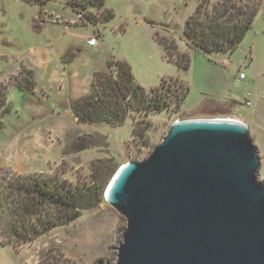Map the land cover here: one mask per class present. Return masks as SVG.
I'll list each match as a JSON object with an SVG mask.
<instances>
[{
    "label": "rangeland",
    "instance_id": "rangeland-1",
    "mask_svg": "<svg viewBox=\"0 0 264 264\" xmlns=\"http://www.w3.org/2000/svg\"><path fill=\"white\" fill-rule=\"evenodd\" d=\"M196 2L105 0V8L112 9L114 17L106 22L97 21L96 25H93V21L101 17L104 7L90 6L88 10L76 13L66 5V0H55L50 4L56 7L60 15L54 21L75 23L78 20L75 24L78 28L73 29L79 33L90 34L94 29L91 36L97 38L98 46L89 47V52L84 54L90 62L97 60V65L102 68L106 61L101 60L107 56L125 59L132 68L136 82L144 88L157 86L163 76H179L188 84L189 92L178 111L137 114L138 119L150 125L144 138L132 132L133 119L130 114L120 124L77 122L67 131L47 133V152H54L55 160L48 162V166L43 164L45 170L30 172L57 174L80 186L101 184L104 189L99 196L100 201L95 207L83 210L75 221L54 228L29 243L12 246L4 245L0 240V264H113L117 259V247L122 241L126 220L104 200V190L121 164L146 158L177 120L231 118L244 122L259 150L258 178L264 179V0L253 25L231 53L207 54L190 50L189 68L181 70L163 57L153 34L157 32L160 36L174 39L178 51H186L188 48L182 38L184 23ZM43 16L45 19L44 12ZM37 17L38 7L35 5L21 0H0V76L14 66L29 46L53 44L62 37V26L46 23L43 31L35 29L37 21L40 25L42 23ZM74 17L73 21L68 19ZM64 40H68V37L65 36ZM76 44L79 50L87 49L80 38L76 39ZM179 47L183 50H179ZM17 73L0 83H13ZM239 73H243L244 77L239 78ZM9 112H12L11 116H6L2 122L5 131L10 133L15 115L13 107H9ZM88 134L95 136L96 145L69 152L75 138L79 135L87 137ZM55 136H60L58 142ZM60 145L61 152H58Z\"/></svg>",
    "mask_w": 264,
    "mask_h": 264
},
{
    "label": "water",
    "instance_id": "water-1",
    "mask_svg": "<svg viewBox=\"0 0 264 264\" xmlns=\"http://www.w3.org/2000/svg\"><path fill=\"white\" fill-rule=\"evenodd\" d=\"M259 168L244 122H173L146 158L121 164L104 190L126 220L113 264H264Z\"/></svg>",
    "mask_w": 264,
    "mask_h": 264
},
{
    "label": "trees",
    "instance_id": "trees-1",
    "mask_svg": "<svg viewBox=\"0 0 264 264\" xmlns=\"http://www.w3.org/2000/svg\"><path fill=\"white\" fill-rule=\"evenodd\" d=\"M38 7L39 22H43V9L55 0H22ZM192 13L184 23L182 38L187 50L180 52L174 39L153 34L162 55L179 69L190 65V50L203 53H231L254 23L263 0H196ZM76 13L90 6L103 8L101 17L93 21L106 22L114 17L112 9L105 8V0H66ZM76 8V9H74ZM89 20V15L87 16ZM92 22V21H91ZM148 23H154L148 21ZM35 29L40 23H35ZM77 49L67 50L64 62L71 61ZM33 90L35 76L32 69L20 66L13 83H0V114L9 112L6 95L9 86ZM189 92L188 84L179 76H163L157 86L146 89L136 82L132 68L125 59L107 60L106 71H95L89 92L69 103L77 122L88 124L104 122L120 124L127 115L133 119L132 132L144 138L148 122L137 114H150L163 110L178 111ZM3 128L0 122V130ZM96 145L92 134L79 135L71 143L69 152H78ZM111 162L109 161V164ZM105 162L106 166H109ZM104 186L91 187L71 183L57 174L39 172L16 173L0 164V240L4 245L20 246L35 240L54 228L65 226L100 201Z\"/></svg>",
    "mask_w": 264,
    "mask_h": 264
},
{
    "label": "crops",
    "instance_id": "crops-1",
    "mask_svg": "<svg viewBox=\"0 0 264 264\" xmlns=\"http://www.w3.org/2000/svg\"><path fill=\"white\" fill-rule=\"evenodd\" d=\"M52 2L54 1L49 2L43 9L46 17L39 29L43 31L46 23L62 26V37L53 44L29 46L26 52L18 57L14 66L0 76V82H4L10 75L17 73L21 65L32 69L35 76V85L31 91L14 85L8 88L6 104L15 110L10 133L5 131L2 121L6 116H11L12 112L0 114V122L4 127L0 130V164L19 173L45 170L43 164L48 166V162L55 160L54 152H47V133L67 131L78 124L77 118L71 113L69 103L89 92L93 73L106 71L107 60L110 58L107 56L101 60L104 63L106 61L102 68L97 65L99 61L94 59L90 62L84 54L89 52V47H96L86 43L94 29L90 34L79 33L73 29L78 28L75 27L76 23L54 21L53 19L60 15L56 7L50 6ZM62 10H65V7H62ZM75 17L68 19L73 21ZM65 36L68 40H64ZM78 38L84 40L87 49L76 48ZM70 49L79 51L71 61L64 62L62 56ZM179 50L182 51L183 48L179 47ZM59 137L55 136L57 142ZM58 152H61V145Z\"/></svg>",
    "mask_w": 264,
    "mask_h": 264
},
{
    "label": "built area",
    "instance_id": "built-area-1",
    "mask_svg": "<svg viewBox=\"0 0 264 264\" xmlns=\"http://www.w3.org/2000/svg\"><path fill=\"white\" fill-rule=\"evenodd\" d=\"M75 23H78V20L77 22ZM86 43L89 45V46H95L98 44V40L95 36H90V38L88 37L87 40H86ZM243 73H239V78H243ZM229 119V118H228Z\"/></svg>",
    "mask_w": 264,
    "mask_h": 264
}]
</instances>
